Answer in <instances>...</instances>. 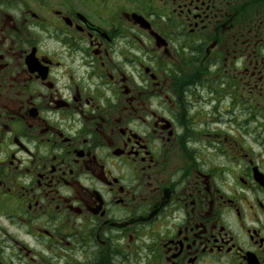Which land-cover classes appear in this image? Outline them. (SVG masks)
<instances>
[{"label":"flooded vegetation","instance_id":"af4514ba","mask_svg":"<svg viewBox=\"0 0 264 264\" xmlns=\"http://www.w3.org/2000/svg\"><path fill=\"white\" fill-rule=\"evenodd\" d=\"M0 264H264V0H0Z\"/></svg>","mask_w":264,"mask_h":264}]
</instances>
